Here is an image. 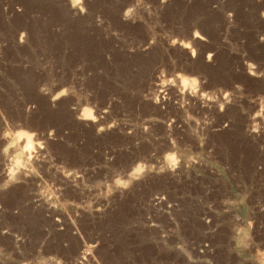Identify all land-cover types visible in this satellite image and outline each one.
<instances>
[{
  "label": "rangeland",
  "instance_id": "obj_1",
  "mask_svg": "<svg viewBox=\"0 0 264 264\" xmlns=\"http://www.w3.org/2000/svg\"><path fill=\"white\" fill-rule=\"evenodd\" d=\"M257 247L264 0H0V264H260Z\"/></svg>",
  "mask_w": 264,
  "mask_h": 264
},
{
  "label": "clouds",
  "instance_id": "obj_2",
  "mask_svg": "<svg viewBox=\"0 0 264 264\" xmlns=\"http://www.w3.org/2000/svg\"><path fill=\"white\" fill-rule=\"evenodd\" d=\"M3 137L6 139L11 138V142L3 148V152L5 154L8 153L10 148L16 147L18 145L19 141H21V140L27 141V143L25 144L22 151L17 152L16 155L12 157V168L15 170H18L19 168L23 167L26 163V161L23 160L24 152L34 151V146H33V142H32L33 141L32 134H30L26 131H23V130H19V131H16L14 133L11 131H5L3 133ZM40 146L43 147V145H40ZM31 158L32 157L29 156L27 159L30 161ZM166 160L170 161V166L173 168V170H175V167L178 165L179 161H177L174 156H168V157H166ZM141 171H142V169H141ZM161 171H163V168H161ZM14 174H15V172L10 169V176H14ZM115 183L118 187L127 188L129 186L127 182L121 181L120 179H116ZM111 191H112V189L110 187L109 188V194L111 193ZM253 231H254V221L249 220L247 223V228L239 229L238 236L242 233L244 238H250L251 233ZM244 246L247 247V245H244ZM240 247H241V240L238 239L236 241V249H239ZM237 255L243 256V253L237 251ZM256 257L264 258V250H261L260 247L256 248L255 254L250 252L247 256H243L244 260H246V261L254 260V259H256ZM260 264H264V259H261Z\"/></svg>",
  "mask_w": 264,
  "mask_h": 264
},
{
  "label": "bare ground",
  "instance_id": "obj_3",
  "mask_svg": "<svg viewBox=\"0 0 264 264\" xmlns=\"http://www.w3.org/2000/svg\"><path fill=\"white\" fill-rule=\"evenodd\" d=\"M54 98H56V95H55V97ZM40 100V99H39ZM44 102V101H43ZM52 116V115H51ZM87 118V117H86ZM86 120V119H85ZM8 176H10V175H8ZM17 189V188H16Z\"/></svg>",
  "mask_w": 264,
  "mask_h": 264
},
{
  "label": "snow or ice",
  "instance_id": "obj_4",
  "mask_svg": "<svg viewBox=\"0 0 264 264\" xmlns=\"http://www.w3.org/2000/svg\"><path fill=\"white\" fill-rule=\"evenodd\" d=\"M209 59H211V57H209Z\"/></svg>",
  "mask_w": 264,
  "mask_h": 264
}]
</instances>
